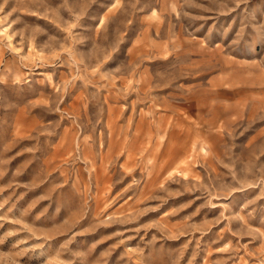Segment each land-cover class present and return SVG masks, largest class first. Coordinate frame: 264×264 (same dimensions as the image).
<instances>
[{"label": "rangeland", "instance_id": "obj_1", "mask_svg": "<svg viewBox=\"0 0 264 264\" xmlns=\"http://www.w3.org/2000/svg\"><path fill=\"white\" fill-rule=\"evenodd\" d=\"M0 264H264V0H0Z\"/></svg>", "mask_w": 264, "mask_h": 264}]
</instances>
